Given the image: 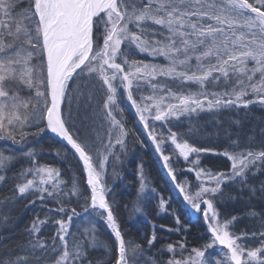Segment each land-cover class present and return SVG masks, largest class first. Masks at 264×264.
I'll return each mask as SVG.
<instances>
[{
    "label": "snow or ice",
    "instance_id": "snow-or-ice-1",
    "mask_svg": "<svg viewBox=\"0 0 264 264\" xmlns=\"http://www.w3.org/2000/svg\"><path fill=\"white\" fill-rule=\"evenodd\" d=\"M142 55L150 59H137ZM126 103L183 201L202 214L206 244L166 243L157 258L147 254L158 241L155 231L145 238L147 248L126 239L105 182L109 157L116 176L135 135ZM256 105L264 108V0H0V142L12 145L0 146V228L12 222L17 204L33 210L24 240L8 246L3 241L11 237L0 236V264H92L89 250L99 248L104 264H264V207L252 203H264V141L252 147L253 130L242 147L239 133L233 140L226 132L228 146L218 152L189 142L197 127L180 130L183 118L201 112ZM47 133L60 143L61 161L82 162L83 182L73 176L69 188L60 168L40 162L43 147L28 146ZM202 153L222 156L229 167H201ZM180 158L195 173L194 192L187 178L178 179L185 171ZM146 188L141 165L137 213ZM233 189L248 193L244 215L255 226L236 231L240 218L220 211L237 198ZM166 205L159 198V209ZM173 215L177 227L168 231L185 232ZM96 219L110 229L111 245L99 238Z\"/></svg>",
    "mask_w": 264,
    "mask_h": 264
},
{
    "label": "trees",
    "instance_id": "trees-1",
    "mask_svg": "<svg viewBox=\"0 0 264 264\" xmlns=\"http://www.w3.org/2000/svg\"><path fill=\"white\" fill-rule=\"evenodd\" d=\"M138 59L148 60L150 57L142 55L138 56ZM125 107L127 108L125 113L127 126L135 130V135L130 134L127 138L128 154L126 158L115 164L114 170L118 175H109L111 179H107L105 182L110 189L108 193L110 202L115 201L118 222L122 231L126 234V239L135 240L147 248L145 238L150 237L153 231H155L158 241L155 247L150 249L147 254L155 255L157 258H161L157 250L166 243L186 239L189 248L206 244L210 236L206 231L203 217L192 216L182 197L175 193L173 184H171L161 160L155 152L154 145L143 131L142 124L138 122L135 111L131 108L130 103H126ZM195 118V127L199 129L200 138L192 136L188 139L190 143L192 142L198 147H212L218 152L222 151L228 146L226 132L233 134V140L237 138L235 134L239 133L242 147L248 146L246 138L252 135L253 130L256 132V143L252 147H259L261 142L264 141V136L259 135V129L264 128V108L259 105L250 107L247 112H237L235 109L232 111H222L216 115L205 112ZM235 121H240L241 124L234 123ZM140 141L143 143L141 144ZM7 144L9 147H12L10 142H7ZM33 144L38 148L43 147L44 151L43 155L39 158L40 162L60 168L61 175L66 182L70 183L73 176H76L81 182L85 180L86 175L82 174L81 162H77V159L73 158L69 164L68 162L61 161L56 156L55 149L60 147V143L53 135L47 133L39 138V143L30 141L28 146H32ZM201 161L213 171L226 170L229 167V162L225 158L210 153H204ZM141 165L148 185H151L160 197L169 201L167 211L165 212H161L158 207L159 199L154 198V204L151 207L148 205L147 208L145 204V211L148 213L147 217L149 220H145L143 217L141 220H133L130 217L131 211H134L135 208L133 204L138 200V171ZM20 166L19 163L14 165L8 172V175H12V172ZM110 173H113V166ZM261 178L264 179V177ZM122 185L126 186L124 191L122 190ZM231 195L237 196V198L235 200H228L225 204L220 205L219 208L226 216L235 215L240 218L234 230H246L248 227L255 226V221L244 215L248 207L245 203L248 199V193L244 192L243 197H240L237 195V190L233 189L231 190ZM259 195L257 193V197ZM252 203L256 205L257 210L264 207V203H261L255 197L252 199ZM35 211L39 212L40 207H37ZM173 212L180 216L182 224L187 229L185 232L168 231L170 228L174 229L177 227ZM11 215L13 217L12 222L6 228H0V236L11 237V240L3 241L8 246H11L15 241L24 240V228L28 225L30 218L33 217L31 209H25L23 203L17 204ZM41 216H43V213H41ZM97 227L99 238L105 244L111 245L114 241V236L111 234L110 229L106 227L103 221L99 222ZM52 231L51 226L45 228V238ZM5 251L6 249L0 248V252ZM170 256L171 254L165 252L162 258L166 260ZM88 259L91 260L92 264H104L106 252L103 248L91 249L88 253Z\"/></svg>",
    "mask_w": 264,
    "mask_h": 264
},
{
    "label": "rangeland",
    "instance_id": "rangeland-1",
    "mask_svg": "<svg viewBox=\"0 0 264 264\" xmlns=\"http://www.w3.org/2000/svg\"><path fill=\"white\" fill-rule=\"evenodd\" d=\"M137 59H138V57H137ZM160 62H161V63L164 62L162 58L160 59ZM194 89H195V86H193V90H194ZM133 110H134V109H133ZM201 113H205V112H201ZM201 113H199V115H201ZM199 115H193V116H191V117L183 118V123L180 125V130H181V131H186L187 128H189L190 126H195V125H196V121H195L196 118H195V117H197V116H199ZM158 123H159V122H158ZM173 130H176V129L174 128ZM193 137H199V138H200V134L198 133L197 135H195V136H193ZM188 138H189V137H188ZM191 143H192V142H191ZM5 145L9 147V145L7 144V142H0V146H5ZM172 147H174V146H172ZM113 151H114V152H119V151H120L118 145L116 146V148H115ZM203 154H204V153H202V154L200 155V159H201V157H202ZM157 155H158V153H157ZM158 157H159V155H158ZM125 158H126V156L123 155V154H121V156H120V161L124 160ZM113 159H114V157H113V156H110V157H109V163L106 165L105 181H106L107 179H109V180L111 179V178H109V175H112L110 172L112 171L111 161H113ZM159 159H160V157H159ZM195 159H196L195 154H193V155L190 157V160H195ZM160 160H161V159H160ZM161 163H162V161H161ZM188 166H189V165H188L186 162H184L182 158H180V162H179V165H177V167L180 168V169H185V171H184L183 175H181V176L178 177V179H179V180H183V179L187 178V179L189 180V182H190V184H189V190L192 191V192H194V191L196 190L195 185L198 183V181L196 180V177H195V173H194V172H191V173H190V172H187V171H186V169H187ZM200 166H201V167H206V166L202 163V161H201V165H200ZM206 168H208V167H206ZM164 171H165V173H167V170H166V169H164ZM214 171H215V170H214ZM61 176H62V175H61ZM167 176H168V175H167ZM168 178H169L171 184H173V187H174V191H175V193H176V194H179V195L182 197V199H183V194L179 193L178 189L175 188V184H174V182L170 179L169 176H168ZM64 180H65V179H64ZM138 180H140V167H139V171H138ZM67 186L70 188V186H71L70 183L67 182ZM125 188H126V186L122 185V190H123V191L125 190ZM151 190H153L152 186H151V185H148V183H147V188H146V194H147V195H146V198L143 199V203H142V205H141V207H142V212L137 213V212H135V211L132 210L133 212L131 211L132 214H130V217H131L133 220H141L142 217H143L145 220H149V218L147 217V216H148V213L145 211V207L147 206V208H148V205L151 207V205L154 204V198H156V199L161 198V197L157 194L156 191H154V193H153ZM73 199H75V198H73ZM137 201H138V200H136V202H134V204H133L134 207H136ZM184 202H185V201H184ZM48 204H49L50 207L53 206L51 201H49ZM145 204H146V206H144ZM185 204L187 205L186 202H185ZM187 206H188L189 211H190V214H191L192 216H196V217H200V216H202V214H200V213H196L195 210L191 209L190 205H187ZM37 207H39V204L37 205ZM37 207H36V208H37ZM166 209H167V205H166ZM78 211H79V210H78ZM166 211H167V210H166ZM161 212H165V211H162V210H161ZM31 215H33V210H32V209H31ZM31 219H32V218H30V220L28 221L29 223H30ZM99 222H102V220H99V219H96V220H95V224H96V226H98V223H99ZM29 223H28V224H29ZM76 223H77V224H80V221L77 220ZM89 226H90V225H89ZM209 236H210V234H209ZM210 251H211V250H210ZM185 255H187V253H185Z\"/></svg>",
    "mask_w": 264,
    "mask_h": 264
},
{
    "label": "water",
    "instance_id": "water-1",
    "mask_svg": "<svg viewBox=\"0 0 264 264\" xmlns=\"http://www.w3.org/2000/svg\"><path fill=\"white\" fill-rule=\"evenodd\" d=\"M52 135H54V134H52ZM70 147V146H69ZM82 163V162H81Z\"/></svg>",
    "mask_w": 264,
    "mask_h": 264
}]
</instances>
